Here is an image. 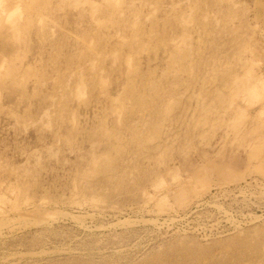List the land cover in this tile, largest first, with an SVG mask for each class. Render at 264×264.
I'll return each instance as SVG.
<instances>
[{
	"label": "rangeland",
	"instance_id": "374dc122",
	"mask_svg": "<svg viewBox=\"0 0 264 264\" xmlns=\"http://www.w3.org/2000/svg\"><path fill=\"white\" fill-rule=\"evenodd\" d=\"M0 264H264V0H0Z\"/></svg>",
	"mask_w": 264,
	"mask_h": 264
}]
</instances>
